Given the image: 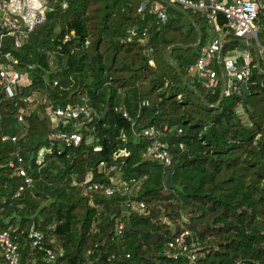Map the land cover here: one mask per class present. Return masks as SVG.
Wrapping results in <instances>:
<instances>
[{
    "label": "trees",
    "instance_id": "16d2710c",
    "mask_svg": "<svg viewBox=\"0 0 264 264\" xmlns=\"http://www.w3.org/2000/svg\"><path fill=\"white\" fill-rule=\"evenodd\" d=\"M157 2L167 4L150 0L140 13L142 0H48L46 20L27 41H3L26 75L12 96L0 93V229H11L19 264H187L167 252L182 231L181 217L201 242L195 264H264L260 46L226 36L221 51L223 61L233 43L251 52L248 94L234 79L224 94L220 67L207 88L190 67L216 34L213 23L178 4H167L163 23ZM225 22L218 13L215 23ZM132 27L139 28L134 35ZM76 104L95 111L82 126L83 142L53 145L47 109ZM149 126L168 144L170 166L146 156L153 138L140 132ZM5 134L17 140H3ZM41 151L45 159L37 165ZM18 154L33 184L16 196L24 177L10 163ZM101 162L117 168L100 170ZM169 172L172 186L165 183ZM89 178L104 187L126 181L130 191L86 192ZM32 227L44 234L41 245H32Z\"/></svg>",
    "mask_w": 264,
    "mask_h": 264
},
{
    "label": "built area",
    "instance_id": "2783aa9c",
    "mask_svg": "<svg viewBox=\"0 0 264 264\" xmlns=\"http://www.w3.org/2000/svg\"><path fill=\"white\" fill-rule=\"evenodd\" d=\"M168 5L178 4L183 9H192L201 12L206 18L213 23L216 34L213 38L202 47L201 55L190 67V72L200 78L204 86L210 88L218 76V69L221 68L226 76L224 94L232 91V79L237 77L239 81L246 82L251 75L252 54L249 50L241 55H231L222 59L221 51L224 46L226 36H235L243 39L247 44L256 41L260 46V54L264 57V45L259 43V34L264 31V0H232L228 3L224 0H166ZM150 0H142L138 11L141 13L149 5ZM167 4L161 2L156 3L157 17L165 23L168 19ZM48 0H0V93L6 92L10 96L15 93L17 87L26 81V75L17 67L19 60L9 50H3V41L6 37H11L16 46H20L28 40L30 33L47 18ZM218 13H223L226 22L220 26L215 23ZM138 27H132L128 31L131 35L136 34ZM146 36V31L144 32ZM69 36H67L68 38ZM151 61L156 64V49L149 48ZM239 58L242 62L239 63ZM57 81H55V84ZM149 102L145 100L143 105ZM50 125L53 131L50 134V140L54 144H64L67 146L80 145L85 136L82 132V126L91 121L95 111L87 104H76L74 106H58L57 108L49 107L47 109ZM128 116L127 112H124ZM73 122V129L61 130L62 124ZM181 131V130H180ZM153 138L152 145L148 148V156L151 159H157L164 163L165 166L172 164L173 156L168 144L160 138V133L155 126H149L143 129L140 134ZM139 135V134H138ZM12 139L16 141V137L7 134L2 135L3 140ZM93 138L88 139L91 143ZM184 147V144H180ZM100 149L98 145L96 147ZM45 159L43 151L39 152L36 161L37 165H42ZM10 166L16 167L17 173L24 177V183L19 187L16 196H19L27 188L33 184V179L29 176L28 170L24 165V158L17 155V163L11 162ZM108 164L100 163V170H104ZM117 165L108 166V170L112 171ZM89 178L85 185V191H97L103 189L105 194L112 195L115 192L124 189L130 191L128 182H121V186L104 187L99 183H91ZM116 180V179H115ZM144 208V203H140ZM184 218L181 217L182 231L173 237L168 243L167 252L175 258L185 257L187 264H195L200 256L201 242L199 236L195 235L189 228L184 225ZM124 223L117 224L116 233L122 234ZM30 237L32 245L38 246L44 240V234L41 231L31 228ZM0 251L3 261L0 264H19L20 250L15 237L10 228L0 229ZM49 253H51L49 251Z\"/></svg>",
    "mask_w": 264,
    "mask_h": 264
},
{
    "label": "water",
    "instance_id": "95a60500",
    "mask_svg": "<svg viewBox=\"0 0 264 264\" xmlns=\"http://www.w3.org/2000/svg\"><path fill=\"white\" fill-rule=\"evenodd\" d=\"M201 41H199L198 45L200 44ZM225 44V43H224ZM170 52V50L168 51V53ZM234 80H238L237 77H233ZM243 86L247 92V94L249 93V90H248V87H247V84L244 82L243 83ZM107 111H108V108H106V110L104 111L103 113V116H105L107 114ZM165 183L167 186H172L173 185V181H172V178H171V172H169L166 176V179H165ZM188 260V259H186Z\"/></svg>",
    "mask_w": 264,
    "mask_h": 264
},
{
    "label": "crops",
    "instance_id": "0c3cea01",
    "mask_svg": "<svg viewBox=\"0 0 264 264\" xmlns=\"http://www.w3.org/2000/svg\"><path fill=\"white\" fill-rule=\"evenodd\" d=\"M226 38V37H225ZM227 41V40H226ZM233 44H235V43H233ZM235 45H237V44H235ZM248 49H246V48H239V49H237L236 51H234L231 55H241L242 53H244L245 51H247ZM242 62V59H240L239 58V63H241ZM0 256H2V253H1V251H0Z\"/></svg>",
    "mask_w": 264,
    "mask_h": 264
},
{
    "label": "rangeland",
    "instance_id": "374dc122",
    "mask_svg": "<svg viewBox=\"0 0 264 264\" xmlns=\"http://www.w3.org/2000/svg\"><path fill=\"white\" fill-rule=\"evenodd\" d=\"M235 44H237V45H235ZM235 44H232L230 47L228 46L226 55L231 54V52L233 53L237 49L241 48L240 47L241 44H239V43H235Z\"/></svg>",
    "mask_w": 264,
    "mask_h": 264
}]
</instances>
